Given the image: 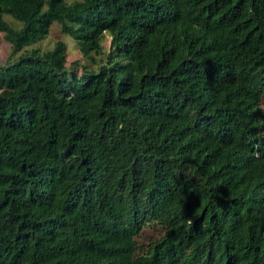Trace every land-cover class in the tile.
<instances>
[{"label":"trees","instance_id":"obj_1","mask_svg":"<svg viewBox=\"0 0 264 264\" xmlns=\"http://www.w3.org/2000/svg\"><path fill=\"white\" fill-rule=\"evenodd\" d=\"M54 21L94 66L27 47ZM0 31V264H264V0H0Z\"/></svg>","mask_w":264,"mask_h":264},{"label":"rangeland","instance_id":"obj_2","mask_svg":"<svg viewBox=\"0 0 264 264\" xmlns=\"http://www.w3.org/2000/svg\"><path fill=\"white\" fill-rule=\"evenodd\" d=\"M7 19L16 23L14 19L5 15ZM58 39H62L66 42V54H65V63L70 65L72 61L77 60L79 62V66L77 67V71L81 70L83 64H87L89 66H94V63L91 62L90 58L85 57L79 50L78 44L76 40L69 34H65L61 31L60 24L56 21L52 22L49 28L47 35L40 39L39 41L28 45L27 47H38L41 51L51 48L55 41ZM102 44L104 49L108 50L111 48V36L105 32V36L102 40ZM10 51V43L4 38L2 31H0V64L5 63L8 59V54ZM19 53L12 55V57L17 56ZM161 228L159 226H145L139 235H137V242L139 246H145L153 237H157L160 235Z\"/></svg>","mask_w":264,"mask_h":264}]
</instances>
